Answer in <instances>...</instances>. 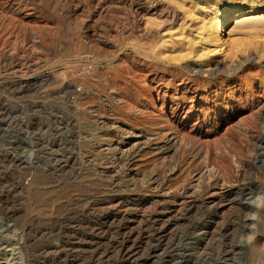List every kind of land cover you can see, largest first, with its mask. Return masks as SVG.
I'll list each match as a JSON object with an SVG mask.
<instances>
[{"label": "rangeland", "instance_id": "1", "mask_svg": "<svg viewBox=\"0 0 264 264\" xmlns=\"http://www.w3.org/2000/svg\"><path fill=\"white\" fill-rule=\"evenodd\" d=\"M227 1L264 11V0H0V263L264 264V116L254 127L258 145L249 130L252 111L264 107V37L232 21L225 55L211 54L207 68L195 59L206 53L203 17H216ZM152 45L163 62L157 68L137 55ZM162 45L188 57L168 62ZM123 53L127 69L154 91L127 100L130 113L143 101L138 123L115 113L117 89L103 95L104 118L87 122L105 127L82 147L70 117L83 112L86 96L58 91L68 81L83 94L82 80L115 74ZM233 54L244 57L231 64L225 56ZM174 63L191 65L168 89L157 82L172 80L164 68ZM196 75L208 77L206 85L191 90L186 109L174 114L192 87L185 79ZM129 130L138 136L119 133ZM206 170L221 179L200 184ZM236 189L241 196L227 195ZM197 195L219 205H201ZM158 230L165 237L146 239ZM255 239L263 250L252 262Z\"/></svg>", "mask_w": 264, "mask_h": 264}, {"label": "bare ground", "instance_id": "2", "mask_svg": "<svg viewBox=\"0 0 264 264\" xmlns=\"http://www.w3.org/2000/svg\"><path fill=\"white\" fill-rule=\"evenodd\" d=\"M213 5H214V3H211L209 6L204 7V10H208L209 7H213ZM214 10H215V13L217 14V16L215 15L216 17H213L210 20H207V13H206V15L202 19L203 24L201 26L200 40L203 43V50L202 51H205L206 53L201 54V55H196V57H195L196 60L198 59L197 63L203 64L205 68L212 66V64H211L212 58H209L210 56H212L211 54H214V55L215 54H223V55H225V50L232 44V40H230L227 37H226L227 39L225 38V34L227 33V29L229 27V24L232 21H236L237 22L236 28L243 30L246 34L254 33L257 36L264 37V11H258V10L251 9V10L245 12L241 8V5L239 3H234L232 1H227L225 4H222L218 7H216ZM261 43L262 42H260V45H262ZM157 44L159 45L158 42H157ZM263 45H264V41H263ZM153 46L155 47V45H152L150 48H140L137 51V55L142 56V58L145 59L142 62V65H144V66L148 65L151 68H157L163 62L158 58L159 53H157V55L152 54L154 52L153 51L154 48H152ZM223 47H225V49ZM160 48H164L163 53H161V54L168 60V62L170 61V62H179L180 63V62H183L184 59L188 57L187 54L186 55H180V54L177 55L173 52L169 53V51L167 50L169 48L164 47L163 45ZM262 56H263V54L260 55L259 57L261 58ZM243 57L244 56L242 54L241 55L233 54V55L225 56V59H228L229 63L232 64L237 59H243ZM207 58H209V59H207ZM139 62H141V60ZM149 62H151L150 65H149ZM128 63L129 62L127 61L125 54L123 53L122 56L120 57V61L117 64V67H115L116 68L115 74L113 72H108V73H106V75H104V74L98 75V76L92 75V77H93V78L91 77L92 79H94L95 77L97 79L96 82H94V83H92L91 80L83 79L82 82L80 83V86L82 87L83 94L81 92L78 93L77 91H75V89L73 88V85L68 81L63 82V85L61 86L62 89L61 88L59 89L58 93L62 92V90H63L64 93L69 94V95H75L76 94L78 96V94H79V95L86 96L84 101L82 102L81 109L83 110V112L81 114H79V115L75 114V112H73V111L71 112V110H70V112H71V117H70L71 118V127L74 131L76 141L78 142V140L81 139L82 147H84V146L87 147L89 145L88 140H87L88 137H90L89 143L91 142V140L95 139L96 135L93 134L95 132V130H98V129L105 127V125H102L99 128H94L91 124H89L87 122L88 116L93 118L95 123H98L99 120L104 118V114H105L104 110H105L106 106L104 107L102 101H100V99L102 98L103 95L105 97H108V98L111 96H114L113 91L115 89H117L120 92L121 99H120V102H116V104L113 105V107H114L113 109H114L115 113L118 115H122V116L128 118L129 120L134 121L135 123H138L137 120L140 118V115H138V114L144 113L143 101L142 102H136L137 107L135 109H137V113H135V112L130 113L127 100L134 99L135 97L140 96V95L143 98H145V96H147V94L150 91H154V88L148 89L147 87L146 88L143 87L141 85V81L136 80L135 73L133 72L132 68L127 69V67H129ZM190 65L187 64L185 67H183L182 65L176 64V63L170 64L168 67H166L164 69H165V74L168 73L170 75V77H172V80H170V81L169 80L168 81L158 80L157 83H162V85L168 89L174 88V86L177 84V78L179 76L188 75L187 74V67H190ZM224 65H225V67H230V64L227 65L226 63H224ZM251 67H256V66L252 65L251 63L247 64V69H249ZM232 79H236V78L229 77V80H232ZM185 80H188L192 84V87H189L190 85L188 86L186 93H185L186 94L185 97L183 99H178L179 104H177V105L175 104L174 108H172L173 113L176 115L178 113H180L181 111L186 109L188 102L190 101V99H192V97H189V95H188V94H191L190 93L191 90H200L203 86L206 85V82L208 81V77H201L199 75H196L193 80L192 79H185ZM121 84H126L127 88L124 91H122L121 89L119 90L117 88ZM89 90L96 92L97 95H95L93 93L89 94ZM160 97H163L162 94ZM164 98L168 99L170 102V97L164 96ZM213 99H214V97L210 95L209 100H208V104H211L213 102ZM95 100H99V102H101V104H102L101 105L99 103V106L97 105L98 110H93L94 109L93 103L95 102ZM174 101H177V100L174 99ZM93 114H95V115H93ZM251 116L253 118L255 125L252 128L249 126L250 129L249 128L248 129L251 132L250 137H251V140L253 141L254 146H255V145H258L260 143V139H259L260 137H259L258 131L254 127H259V125L261 123L260 120H261L262 116H264V107L256 108L255 110H253ZM120 129H122L121 126H120L119 130ZM122 131H123V129H122ZM105 132H106V130H105ZM119 133H121L122 136L125 135L127 137H132V136L136 137V135H137V134L133 133V130H132V132H131V130L126 131L125 134H122V132H119ZM102 138H105V136H103ZM98 139H101L100 135H98ZM107 144L109 146L110 143L108 142ZM89 150H91V149H89ZM97 151H98V149H97ZM129 158H130V156H129ZM232 159H233V155H232ZM125 162H126V160H125ZM113 165H114V163H113ZM203 165H204V162H203ZM210 172H211V170L210 171L206 170V172H204V173L201 172V176L197 178L198 180H200V184H201V182H203L209 186V182L212 179H214V181L221 179L220 178L221 175L220 176L214 175L215 173L211 174L212 172L211 173ZM217 185H219V182L216 183V186ZM221 186H220V188H221ZM198 187H201V186L198 185L197 189H198ZM233 194L234 195L236 194V196H241L240 195L241 191L236 189V193H234L233 190H231L227 193V195L229 197ZM198 195L201 196L200 193ZM198 195H197V197H198L197 201L200 202L199 204H201V205L208 206V207H215V206L217 207L219 205L218 202H217V204L215 202H213V205H209L208 200L204 196L199 197ZM247 196H251L250 199L254 200L255 203H258L261 199L259 194H253V193L251 194L250 193V194H247ZM91 199H93L92 196L87 197V200H91ZM116 200H117L116 198H110V199H108L107 203H113ZM96 201H98V199L92 201V202H95V203H93V205H95V204L101 205L100 201H98V202H96ZM210 203H212V201ZM89 205H90V203H89ZM262 206H264V202L261 205V209H262ZM255 216H256L255 213H252V214H249L247 217L248 218L247 221H249V223H251L250 224L251 228L253 227V225L255 226V223L252 221ZM128 228H130L128 225H125V227L123 225L124 230H128ZM116 229H117V227H116ZM163 229H165V228H163ZM164 233L165 232L162 230H158L157 232L154 231V234H148L147 233L146 239L147 240L153 239L156 236L165 237V236H163ZM134 235H135L134 230L131 229L129 231L128 236H126V238H125V243L128 244V242H130V238L133 237ZM248 238H250V237L248 236ZM148 243H149V241H148ZM259 245H260V240L255 239L254 244H253L252 262H255L256 258L261 254V252L263 250V248H261V249L259 248ZM126 248H128V247H126ZM124 255H128V253H125ZM0 264H8V263L2 261V263H0Z\"/></svg>", "mask_w": 264, "mask_h": 264}]
</instances>
